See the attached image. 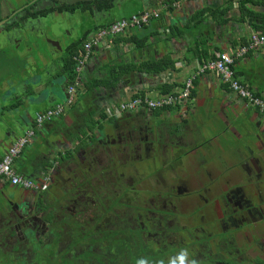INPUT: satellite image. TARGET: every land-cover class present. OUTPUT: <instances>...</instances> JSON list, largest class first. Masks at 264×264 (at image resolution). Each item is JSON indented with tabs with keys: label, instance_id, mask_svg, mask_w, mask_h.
<instances>
[{
	"label": "flooded vegetation",
	"instance_id": "obj_1",
	"mask_svg": "<svg viewBox=\"0 0 264 264\" xmlns=\"http://www.w3.org/2000/svg\"><path fill=\"white\" fill-rule=\"evenodd\" d=\"M97 1L0 0L4 81L22 77L28 85V76L42 73L66 92L78 83L76 101L42 126L80 100L82 82L64 73V56L79 29L111 10H98ZM33 47L53 55H42V72ZM189 103L101 114L89 120L99 126L89 148L50 141L46 158L57 161L24 175L36 188L0 180V262L34 264L53 254L75 264L97 260L79 257L85 250L120 247L123 257L113 250L100 259L264 264V123L235 111L214 136L195 138L209 120L195 119Z\"/></svg>",
	"mask_w": 264,
	"mask_h": 264
},
{
	"label": "crops",
	"instance_id": "obj_2",
	"mask_svg": "<svg viewBox=\"0 0 264 264\" xmlns=\"http://www.w3.org/2000/svg\"><path fill=\"white\" fill-rule=\"evenodd\" d=\"M167 2L117 0L115 7L94 20L80 37L76 34L75 40L81 41L84 33L89 32L85 39L87 42L93 39L96 26H106L129 16L134 10L143 12L147 9L160 14L141 29H129L117 37L103 39L93 47L79 78L82 82L79 102L68 108L65 115L53 124L42 126L40 130L35 128L40 138L28 144L16 158L14 168L18 173L30 176L50 168L57 161V156L54 162L47 160L51 140L59 141L70 149L79 145L89 148L87 139H92L99 127L89 120L101 114L107 115L109 110L136 94L143 93L145 97L157 99L167 94L163 91L165 86H172L173 92L181 90L202 62L221 52L233 53L252 33H261L264 25V0H179L172 4L171 9ZM136 36L145 41L143 46L138 47L132 41ZM204 48L207 54L199 52ZM163 58L173 67L170 65L160 73H148L140 68L147 61ZM123 63L135 64L138 68L128 73V79L123 77L115 87L100 86L91 93L85 92L88 80H102L111 64ZM235 68L238 78L264 98V48L237 60ZM39 71L42 72L43 68ZM42 75L24 85L26 78L23 80L22 77L4 81V71L0 69V161L13 143L35 126L34 119L38 113L66 98L67 87L62 89L56 83L50 84V78ZM193 94L189 104L195 119L205 118L209 120L208 124L213 123L211 128L195 134V138L214 136L225 126L226 113L235 111H241L247 118H256L258 126L264 123V114L249 108L216 73L198 76L194 81ZM36 96H40V100H35Z\"/></svg>",
	"mask_w": 264,
	"mask_h": 264
},
{
	"label": "built area",
	"instance_id": "obj_3",
	"mask_svg": "<svg viewBox=\"0 0 264 264\" xmlns=\"http://www.w3.org/2000/svg\"><path fill=\"white\" fill-rule=\"evenodd\" d=\"M188 1V0H181ZM160 16L157 11H143L128 17L118 19L104 27L99 28L94 34L93 39L83 44L78 56L75 57L76 72L78 79L84 69L87 60L92 54V49L103 39L117 37L128 31L129 29H141L149 24L153 18ZM264 48V33L254 32L251 34L247 43L239 46L233 53L221 52L214 58L202 62L196 71L186 80L184 87L176 93L165 94L160 98L153 99L149 97H136L120 103L114 109L108 111L110 116H121L126 111H133L139 107H147L152 109H161L166 106L183 105L190 102L191 95L194 90V81L198 76L208 72H213L218 75L221 81L246 104L250 107L258 109L264 113V98L256 95L238 76L235 68L237 60L248 55L258 49ZM76 85H72L68 89V98L65 102H59L54 106L38 113L35 118V126L26 131V134L19 137L9 148L7 153L0 161V180H7L13 185H19L24 188H36V184L18 173L14 168V162L22 153L23 149L31 143L35 135V128L42 127L43 124L51 123L53 120L62 115L66 109L76 101Z\"/></svg>",
	"mask_w": 264,
	"mask_h": 264
},
{
	"label": "trees",
	"instance_id": "obj_4",
	"mask_svg": "<svg viewBox=\"0 0 264 264\" xmlns=\"http://www.w3.org/2000/svg\"><path fill=\"white\" fill-rule=\"evenodd\" d=\"M176 1L179 0H168L167 4L168 6H171L173 3H175ZM97 8L98 10H108L111 8L115 7L116 4V0H98L97 1ZM110 24V23H109ZM108 25V24H107ZM101 27H104L105 25H100ZM100 26H96L95 27V31H97L99 28H101ZM261 33H264V25L261 27L260 29ZM90 33H84L83 35V39L79 42H77L76 44H72L70 46V48L66 51V54L64 56V62H63V71L64 73L71 79V80H75L77 73L75 71V66H76V61H75V57L78 56L80 49H82L83 47V43L85 42V39L88 37ZM132 41H134V43L138 46L141 47L143 46V43H145L144 40L140 39V37L136 36L132 38ZM248 41V40H247ZM247 41H244L241 45H244L247 43ZM200 53H204L207 54L206 49L204 48L203 50L199 49ZM166 59H160L158 61H147L146 63H143L140 68L142 70L145 69L146 72L148 73H160L163 70H165L166 68H168L170 65L172 66L173 64L171 63H165ZM173 67V66H172ZM134 68H138L137 65L135 64H127V63H123V64H111V66L108 67L107 69V74L106 76L102 79V80H88V82L85 83V88L87 93H91L93 92V90H95L96 88H99L100 86H105L106 87H115L119 84V82L123 79V77L125 79H128V73L135 71ZM128 76V77H127ZM163 91L167 94L170 93H176L173 92V88L172 86H165L163 87ZM194 94L192 93L191 98ZM136 97H145V95H143V93L141 95H135L134 98ZM113 250H115L114 255L123 257L124 253L122 252L123 249L118 247V248H113V247H106V249H102L101 251H97V252H93L91 250H85L83 253H80L79 257H93L97 260L94 261H83V262H78L75 264H127V262H124L122 260H115L113 262H104L102 261L100 258L103 256H110V254H113ZM111 252V253H110ZM60 254L62 255V253L60 252ZM56 255V254H55ZM38 257H41L39 255H37ZM51 257L53 258H47L44 261H42L39 258H35V263L37 262V264H60V262H58V260H55V256L53 254H51ZM54 259V260H53ZM62 259H64L62 257ZM65 260V259H64ZM0 264H26L21 260H17V259H13L11 262L9 261H2L0 262ZM73 264V263H71ZM130 264H134V263H130ZM139 264V263H138Z\"/></svg>",
	"mask_w": 264,
	"mask_h": 264
},
{
	"label": "rangeland",
	"instance_id": "obj_5",
	"mask_svg": "<svg viewBox=\"0 0 264 264\" xmlns=\"http://www.w3.org/2000/svg\"><path fill=\"white\" fill-rule=\"evenodd\" d=\"M30 40L32 42V39L31 38H30ZM47 43H48V41H47ZM31 45H32V43H31ZM44 50H45V53H44V51H41V50L36 49L34 47L31 49V52H30L31 53V56L36 59L35 69H42L43 68L44 60L41 58L42 55L44 56L45 59H51L49 57L53 56L52 54H48V51H49L48 48H45ZM28 77L31 78V79H36L37 78V76H34V75L33 76L30 75Z\"/></svg>",
	"mask_w": 264,
	"mask_h": 264
},
{
	"label": "water",
	"instance_id": "obj_6",
	"mask_svg": "<svg viewBox=\"0 0 264 264\" xmlns=\"http://www.w3.org/2000/svg\"><path fill=\"white\" fill-rule=\"evenodd\" d=\"M82 1H84V0H82ZM116 2H117V0H116ZM144 11H149V10H147V9H145ZM139 12H142L141 10L140 11H138V10H134L130 15H133V14H136V13H139ZM129 15V16H130ZM128 17V15H125L124 17ZM124 17H122V18H124ZM121 19V18H120ZM81 34H82V29H79V33L77 34V36L78 37H80L81 36ZM84 72V70L81 72V74ZM50 94L51 93H49L48 94V97H50ZM40 96H36V98H35V100H40ZM67 98H68V91H67V95H66V98L64 99V101H62V102H65L66 100H67ZM59 103V102H58ZM233 113V112H232ZM213 126V123H210V124H208L207 125V127L206 128H211ZM215 126V125H214ZM206 128H204V130L206 129ZM218 128H216V130H217ZM264 140V137L263 138H260V139H258V141H263ZM256 141V140H255ZM253 144H256V143H253Z\"/></svg>",
	"mask_w": 264,
	"mask_h": 264
},
{
	"label": "clouds",
	"instance_id": "obj_7",
	"mask_svg": "<svg viewBox=\"0 0 264 264\" xmlns=\"http://www.w3.org/2000/svg\"><path fill=\"white\" fill-rule=\"evenodd\" d=\"M141 264H143V262H141Z\"/></svg>",
	"mask_w": 264,
	"mask_h": 264
}]
</instances>
